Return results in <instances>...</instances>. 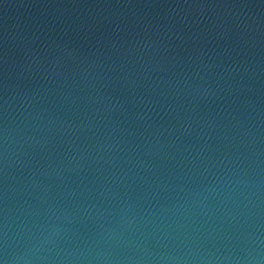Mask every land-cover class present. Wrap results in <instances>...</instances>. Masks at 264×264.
I'll return each mask as SVG.
<instances>
[{"label":"water","instance_id":"water-1","mask_svg":"<svg viewBox=\"0 0 264 264\" xmlns=\"http://www.w3.org/2000/svg\"><path fill=\"white\" fill-rule=\"evenodd\" d=\"M0 264H264V0H0Z\"/></svg>","mask_w":264,"mask_h":264}]
</instances>
